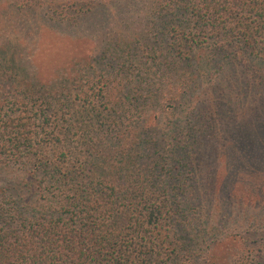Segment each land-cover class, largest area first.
<instances>
[{
  "label": "trees",
  "instance_id": "16d2710c",
  "mask_svg": "<svg viewBox=\"0 0 264 264\" xmlns=\"http://www.w3.org/2000/svg\"><path fill=\"white\" fill-rule=\"evenodd\" d=\"M140 12L103 29L102 3H49L85 43L49 82L0 48V264H264L255 163L226 216L213 200L229 151L264 155V0Z\"/></svg>",
  "mask_w": 264,
  "mask_h": 264
},
{
  "label": "rangeland",
  "instance_id": "374dc122",
  "mask_svg": "<svg viewBox=\"0 0 264 264\" xmlns=\"http://www.w3.org/2000/svg\"><path fill=\"white\" fill-rule=\"evenodd\" d=\"M85 1L95 2L97 5L102 3L106 6L109 18H102L103 29H121L124 25L131 27L136 20L139 21L140 11L147 0H30V9L23 6L29 0H0V48L6 47L8 43L16 45V55L20 56L19 61L31 71L30 75L32 72L37 74L38 79L44 83L51 81L57 73L71 69L73 62L84 51L85 43L78 38H70L71 34L66 29L72 28L62 21L56 22L55 18H50L46 13V7L53 2L65 9L74 2ZM233 136L235 141L240 140L237 132H234ZM236 147L237 150L235 149L233 153L230 151V154L227 153L226 177L225 174H220L221 178L225 177L226 187L222 188L221 193L216 189L214 204L217 209L223 211L222 215L226 216L225 212L230 210L229 207L234 206L236 201L238 202V198L233 196L235 190L238 189L231 188L233 176L235 177L234 169H236L234 164L238 163L240 167H245L244 165L248 164L245 162L247 159L255 163V175L253 176L255 178L252 179V186L261 188L262 192L256 191L251 200L244 196V199L250 201L251 205L242 202L239 210L243 214L246 211L249 215L260 217L264 214V155L253 149L254 153L247 158V145L244 147L238 144ZM220 167L224 168V166ZM220 175L217 174V188ZM248 207H251L252 211L246 209Z\"/></svg>",
  "mask_w": 264,
  "mask_h": 264
}]
</instances>
